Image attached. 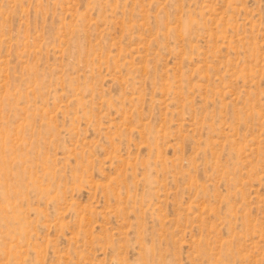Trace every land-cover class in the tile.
Here are the masks:
<instances>
[{"label": "rangeland", "instance_id": "rangeland-1", "mask_svg": "<svg viewBox=\"0 0 264 264\" xmlns=\"http://www.w3.org/2000/svg\"><path fill=\"white\" fill-rule=\"evenodd\" d=\"M0 264H264V0H0Z\"/></svg>", "mask_w": 264, "mask_h": 264}]
</instances>
